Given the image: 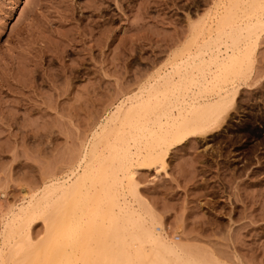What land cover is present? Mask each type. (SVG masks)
<instances>
[{
	"label": "rangeland",
	"instance_id": "rangeland-1",
	"mask_svg": "<svg viewBox=\"0 0 264 264\" xmlns=\"http://www.w3.org/2000/svg\"><path fill=\"white\" fill-rule=\"evenodd\" d=\"M220 1L0 0V264L123 260L112 229L126 225L122 199L135 202L138 194L118 175L122 146L139 138L124 133L135 124L124 118L96 129L120 92H139L158 70H184L204 39L235 47L236 21L255 18L263 5L252 0L225 13ZM216 4L221 27L212 33L189 27L188 15L208 13L209 20ZM180 40L184 47L175 54ZM260 40L257 63L241 79L264 75ZM188 83L177 91L186 92ZM240 103L225 130L178 145L158 174L137 173L139 191L156 211L152 216L136 202L141 218L132 220L134 231L143 221H159L156 227L181 239L193 260L264 264V89L244 92ZM87 149L74 189L47 188L49 178L66 173ZM23 203L35 206L29 232L17 215ZM113 249L119 254L112 256Z\"/></svg>",
	"mask_w": 264,
	"mask_h": 264
},
{
	"label": "bare ground",
	"instance_id": "bare-ground-1",
	"mask_svg": "<svg viewBox=\"0 0 264 264\" xmlns=\"http://www.w3.org/2000/svg\"><path fill=\"white\" fill-rule=\"evenodd\" d=\"M253 2L252 0H223L222 9L225 13H231L230 11L233 10H244ZM220 9L218 5L215 10L213 8L215 14L214 16L210 15V17L212 16L211 20L209 19L210 21L208 20L207 12L206 15L199 14L200 16L194 20L188 15L189 27L191 29H207L211 33L215 32L216 26L217 28L218 26H222L221 20H218L219 22L216 21V16H218L217 14H219ZM223 16L226 15L224 14ZM233 28L240 36L235 47H231L225 39L219 44L214 36L204 39L202 42H197L198 44L195 46L196 50L186 59L189 62V66L184 70H168L165 73H161L162 71L158 70L159 74L156 73V77L150 75L148 79L143 80L144 85L143 87L140 86L139 92L133 93L131 91L133 94H130L127 90L120 92L121 96L117 99L115 97V102L113 101L105 109L104 120L98 125L99 128L96 129L98 133L107 127L110 128L118 120L122 122L121 119L124 118V120L128 119L131 121L129 124H132V122L135 124L128 125L130 127L125 129L126 132H123L126 135L130 134V136L133 135L139 138L137 144L134 143L133 145L129 143L128 141L130 140L128 139L127 143L122 146L124 154L118 176L122 180L127 181L128 186L130 184L131 187L134 184L136 189L131 188L132 190L134 189V193L135 191L137 192L138 196L136 197L137 199L135 198V202H131L127 198L128 200L122 199V204H119L121 205V213L123 212L125 215L123 221H125L126 225L124 224V229H112L114 231H111V241L114 244H119L117 246L120 247V255L123 260H111L108 264L206 263H203V260L202 262L200 261L201 255L199 259L195 257L197 260L192 259V255L195 253L190 254L191 258L187 256V252L185 251L187 246L181 244V239L179 241H176L175 238L168 239L167 233L164 232L165 228L162 227L163 225L160 226V229L156 227V225L161 224L156 220V217H153L154 220L152 219V221L157 222H153L152 226L145 225L144 221H140L139 231H134L133 227L136 225L131 226V224H134V220L137 218H141L137 205H135L136 202L139 206H144L151 212L152 216L155 215H153L155 213L154 206L139 191L137 173L144 175L155 171L158 174L159 168L167 165L172 151L178 145L187 143L190 140H200L211 136L217 131L225 130L223 128L229 125L233 113L239 112V103L244 92L249 93V96H254L263 91L264 75L260 72H255L252 79L250 77L248 79L241 78L244 76L247 67L252 68L257 63L254 51L260 45V39L264 36V4L261 5V10L257 12L255 18H240L236 21ZM183 47L184 41H181L173 52L176 54ZM186 82H189L186 86L187 91L179 93L177 90ZM196 87L200 88L199 92H196ZM120 121H118L119 124ZM120 136L122 139V135ZM88 149L83 151L85 155L83 154L82 160L79 161L78 159L76 165L75 162L73 163L74 165L72 164L73 166L70 165L71 167L66 173H63L61 176H59L60 174H57L58 176L53 175L52 178H49L48 183H45L47 184V188L55 187L56 190L58 188L63 192H69L74 189L77 181H79L77 179H80L79 175L83 174H81L79 168H82L86 160L85 157L89 152ZM118 176L116 177L117 179H119ZM33 212H35V206H26L24 203L19 206L17 211V215L24 218L28 232L33 225L32 221H30ZM132 220L134 223H132ZM138 222L137 224L139 225ZM144 243L145 245L147 243L148 246H145ZM117 253L113 249L112 256ZM204 260L207 259L205 258ZM212 261H216V259H212ZM213 263L220 264V261Z\"/></svg>",
	"mask_w": 264,
	"mask_h": 264
},
{
	"label": "snow or ice",
	"instance_id": "snow-or-ice-1",
	"mask_svg": "<svg viewBox=\"0 0 264 264\" xmlns=\"http://www.w3.org/2000/svg\"><path fill=\"white\" fill-rule=\"evenodd\" d=\"M20 2H21V4H22V3H23V0H20ZM261 2H262V4H264V0H261ZM36 178H37V180H39V178H40V177H39V173H37V177H36Z\"/></svg>",
	"mask_w": 264,
	"mask_h": 264
}]
</instances>
